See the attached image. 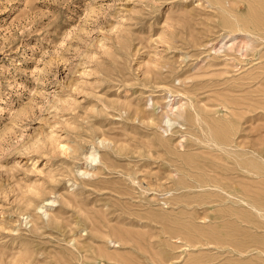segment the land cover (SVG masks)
Here are the masks:
<instances>
[{
    "label": "rangeland",
    "instance_id": "obj_1",
    "mask_svg": "<svg viewBox=\"0 0 264 264\" xmlns=\"http://www.w3.org/2000/svg\"><path fill=\"white\" fill-rule=\"evenodd\" d=\"M0 264H264V0H0Z\"/></svg>",
    "mask_w": 264,
    "mask_h": 264
},
{
    "label": "bare ground",
    "instance_id": "obj_2",
    "mask_svg": "<svg viewBox=\"0 0 264 264\" xmlns=\"http://www.w3.org/2000/svg\"><path fill=\"white\" fill-rule=\"evenodd\" d=\"M172 104V103H171ZM177 109V108H176ZM171 110V109H170ZM167 122V121H166ZM94 160V159H93Z\"/></svg>",
    "mask_w": 264,
    "mask_h": 264
}]
</instances>
